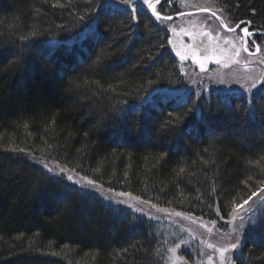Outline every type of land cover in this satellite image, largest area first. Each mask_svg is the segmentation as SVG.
Listing matches in <instances>:
<instances>
[{"label": "trees", "instance_id": "1", "mask_svg": "<svg viewBox=\"0 0 264 264\" xmlns=\"http://www.w3.org/2000/svg\"><path fill=\"white\" fill-rule=\"evenodd\" d=\"M213 2L229 27L244 21L264 34V0ZM97 4L0 0V264H169L153 230L165 236L162 224L121 217L49 179L44 164L212 222L264 185V90L191 89L138 105L180 83L169 33L138 7L101 13L104 39L84 38ZM171 8L164 0L157 11ZM170 114L178 131L159 139ZM261 225L264 209L247 223L234 264H264ZM181 253L191 264L192 252Z\"/></svg>", "mask_w": 264, "mask_h": 264}, {"label": "rangeland", "instance_id": "2", "mask_svg": "<svg viewBox=\"0 0 264 264\" xmlns=\"http://www.w3.org/2000/svg\"><path fill=\"white\" fill-rule=\"evenodd\" d=\"M153 2L156 3V0ZM168 4L172 7L170 12L186 13L170 21H159L160 24L165 25L169 39L173 42L168 48L177 58L180 83L172 84V87L151 89L149 94L144 96L146 104L161 95L164 96L163 94L174 98L182 96L191 89L202 92L213 88L228 93H242L248 97L256 90H264L260 87V82H264V34L245 37L241 31L248 26L245 23L234 31H228L220 23L223 20L221 17L223 13L213 0H171L170 3L168 0ZM133 6L135 9L148 8L142 0H133V5L129 6L130 11ZM157 6L159 3L156 4V10ZM203 9H207L208 12H204ZM212 13H216L220 19H216ZM230 27L234 29L235 25ZM247 28L251 32L250 27ZM245 47L248 51L244 50ZM257 47L260 51H257ZM177 52L187 59L181 61L176 55ZM201 61L203 68L200 66ZM54 170L59 172L61 168ZM64 174L66 177L73 175L74 172L64 169ZM79 178L80 176H74V179ZM96 190L101 192V195L110 197L111 201L122 200L123 204L120 206L136 212L147 221L151 219L162 224V232L165 236L155 226L153 230H156L155 237L162 239L158 240L159 243L164 241L167 250L165 256L169 264L184 263L181 253L183 249L192 252L191 264H234V258L240 247L231 249L230 245L236 242L237 236L242 238L243 243L247 223L256 220L258 210L264 209L262 203L264 185L255 192V195L250 196L251 199L246 200V204L244 201L239 204L241 205L239 209L232 208L228 218L225 220L220 218L218 222L208 221L189 213L160 208L141 198L136 200L137 196L132 194L121 197L120 191L108 193L104 188ZM128 205L131 207L129 208ZM176 234H180L179 243L171 245L172 241H170L168 244V237L174 238Z\"/></svg>", "mask_w": 264, "mask_h": 264}, {"label": "snow or ice", "instance_id": "3", "mask_svg": "<svg viewBox=\"0 0 264 264\" xmlns=\"http://www.w3.org/2000/svg\"><path fill=\"white\" fill-rule=\"evenodd\" d=\"M144 4L148 6V8L152 9V15L155 17L156 21H170L172 18L170 16H162L160 12L156 10V4L159 3L163 5L164 0H156V3L153 2V0H142ZM171 0H169V3ZM133 5V0H98L97 8L93 10L92 13H89V25L87 26V32L84 34V38H87L88 34H93L95 35V39L97 42L99 40L104 39L105 32L107 31V27H105L103 30L101 29V13H104L105 15H112L115 14L116 11H121L122 13H127L129 11V6ZM204 11H207V9H204ZM132 12L135 13L136 9L133 6L132 7ZM213 16H216V13H212ZM85 16H81L80 20H84ZM217 19H220L217 17ZM131 20L133 24L138 23V17L137 15L133 14L131 16ZM221 25H223L225 28L228 29V31H234L235 29L228 27L224 23L223 20L220 21ZM245 23L244 21H241L240 24ZM162 31L165 32V35H167V30L166 27L163 23L157 25ZM239 27V25H237ZM241 31L244 33L245 37H250L252 35L251 32H249V29L247 27H244L241 29ZM32 35H36L35 33H32ZM27 40L28 38L25 37L23 38ZM173 42L169 39L168 44L171 45ZM161 48L167 47L163 42L160 45ZM245 51H248V48L245 47ZM257 51H260L259 47H257ZM51 55V53H49ZM177 56H179L181 61H184L187 59L186 56L182 55L180 52L176 53ZM149 59H154L153 57H149ZM193 59H196V57H193ZM201 68H203V62H200ZM260 87L264 88V82H260ZM121 111H124L121 109ZM180 118L177 117L175 120L171 117V114L169 115V119L165 121L164 123L161 124L160 128L158 129V138L163 139L165 136L171 134L174 131H178V124H179ZM23 151V150H21ZM43 170L48 174L49 179H55L60 183H65L67 182L66 186L68 187H75L78 186V191L80 192L81 196L85 195H91L95 196L101 200L108 201L109 206L115 208L116 206L123 204L122 200H117V201H111L110 197L103 196L100 193L96 192L97 187H102V185H98L97 181L93 179H89L87 176H80L78 172H74L73 175H67L65 177L64 174V169H61L59 172H56L53 167H50L48 164H44L42 166ZM74 176H80L79 179H74ZM109 192L113 191L112 189H108ZM130 193H125V192H120L119 196L124 197V196H129ZM255 195V193H253ZM136 200H139L140 197H135ZM251 199V197H249ZM245 204L247 201L244 202ZM264 203V202H262ZM130 208L131 205H128ZM241 205H234V208L239 209ZM261 227H264V225H261ZM255 228L250 229V234L255 233ZM242 244V238L237 236L236 237V242L232 243L230 245L231 249H238ZM225 249H222L224 251Z\"/></svg>", "mask_w": 264, "mask_h": 264}, {"label": "bare ground", "instance_id": "4", "mask_svg": "<svg viewBox=\"0 0 264 264\" xmlns=\"http://www.w3.org/2000/svg\"><path fill=\"white\" fill-rule=\"evenodd\" d=\"M109 2H111V0H109ZM118 12H120V11H118ZM116 14H117V13H116ZM116 14H114V15H116ZM86 31H87V29L85 30V32H86ZM85 32H84V33H85ZM76 39H77V41H78V37H76ZM67 43H71V41L68 40ZM223 92H225V91H223ZM187 99H188V98L186 97V98L184 99L183 103L180 104L178 107H182V106H185V105L189 104V103H190V99H189V100H187ZM188 101H189V103H188ZM199 117H200V116H198V119H199ZM97 184H98V183H97ZM98 185H100V184H98ZM103 188L106 189V188L103 187V186H102V187H97L96 189H102V190H103ZM104 191H106V192L109 193L108 189H106V190H104ZM113 192H119V191H113ZM120 192H121V191H120ZM82 197H88V198H90V199H96L94 196H91V195H85V196H82ZM121 214H122V213H121ZM121 217H127V218L131 219L132 221L134 220L130 215L125 214V213H123ZM134 221H135V220H134ZM146 228H149V229H150V227L147 226V225H146ZM158 244H159V241H158Z\"/></svg>", "mask_w": 264, "mask_h": 264}, {"label": "water", "instance_id": "5", "mask_svg": "<svg viewBox=\"0 0 264 264\" xmlns=\"http://www.w3.org/2000/svg\"><path fill=\"white\" fill-rule=\"evenodd\" d=\"M188 13V12H187ZM183 14H186V13H176V14H173V15H170L171 18H174L176 16H179V15H183ZM237 26L234 27V29H236ZM253 33H257V32H253Z\"/></svg>", "mask_w": 264, "mask_h": 264}]
</instances>
